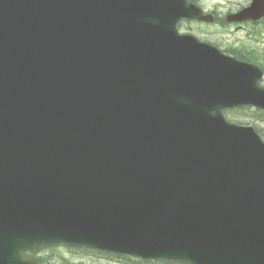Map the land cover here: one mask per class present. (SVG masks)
<instances>
[{"label": "water", "instance_id": "obj_1", "mask_svg": "<svg viewBox=\"0 0 264 264\" xmlns=\"http://www.w3.org/2000/svg\"><path fill=\"white\" fill-rule=\"evenodd\" d=\"M264 17L253 0L227 22ZM189 0H0V264L66 244L264 264V72L196 36Z\"/></svg>", "mask_w": 264, "mask_h": 264}, {"label": "rangeland", "instance_id": "obj_2", "mask_svg": "<svg viewBox=\"0 0 264 264\" xmlns=\"http://www.w3.org/2000/svg\"><path fill=\"white\" fill-rule=\"evenodd\" d=\"M207 11L224 17L228 12L237 11L247 6L251 0H197ZM181 32H190L202 40L211 42L223 51L231 52L229 48L240 47L249 55L250 61L264 68V26L245 22L235 23H201L184 21L180 24ZM253 58V59H251ZM264 84V80H262ZM227 117L235 123L253 125L264 136V111L252 107L231 109ZM51 264H142L133 257L107 253L87 248H71L68 246L46 247L39 252Z\"/></svg>", "mask_w": 264, "mask_h": 264}, {"label": "trees", "instance_id": "obj_3", "mask_svg": "<svg viewBox=\"0 0 264 264\" xmlns=\"http://www.w3.org/2000/svg\"><path fill=\"white\" fill-rule=\"evenodd\" d=\"M236 54V56L245 59V58H249V55H247L245 52H238V51H232ZM253 59V58H251ZM250 60V58H249ZM26 255H28V253H26ZM37 259L42 262V263H46V264H51L49 261H47L43 256H37ZM145 264H181V263H171V262H145Z\"/></svg>", "mask_w": 264, "mask_h": 264}, {"label": "bare ground", "instance_id": "obj_4", "mask_svg": "<svg viewBox=\"0 0 264 264\" xmlns=\"http://www.w3.org/2000/svg\"><path fill=\"white\" fill-rule=\"evenodd\" d=\"M257 20L262 21V18L257 19ZM259 66L262 67L261 65H259ZM261 70L264 72V69L261 68ZM262 79H264V75H263V78Z\"/></svg>", "mask_w": 264, "mask_h": 264}, {"label": "flooded vegetation", "instance_id": "obj_5", "mask_svg": "<svg viewBox=\"0 0 264 264\" xmlns=\"http://www.w3.org/2000/svg\"><path fill=\"white\" fill-rule=\"evenodd\" d=\"M258 23H261V22H258Z\"/></svg>", "mask_w": 264, "mask_h": 264}]
</instances>
